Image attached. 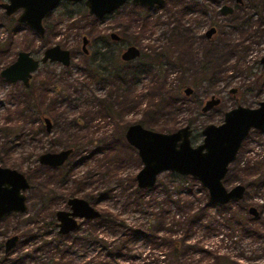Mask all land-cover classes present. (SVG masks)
Instances as JSON below:
<instances>
[{
  "label": "rangeland",
  "instance_id": "1",
  "mask_svg": "<svg viewBox=\"0 0 264 264\" xmlns=\"http://www.w3.org/2000/svg\"><path fill=\"white\" fill-rule=\"evenodd\" d=\"M196 1H199L200 3L202 2V0ZM224 1L225 0H221L220 2ZM74 5L81 6L82 3ZM211 7H219V3L217 6ZM168 8H170V6ZM75 9L76 8L73 10L75 11ZM61 10L62 7L56 9L57 12L53 14V21L50 23L52 31L48 32L46 35L44 44L33 37L28 30H24L25 28L21 25L17 27L14 25L16 28L14 34L12 29L8 31L6 26L10 21L2 18L1 16H3V13L0 11V23L3 24V28L0 29V43H3V49H0V67L9 64L15 59L16 53L21 48V45H25L27 48L32 46V48H34L32 52H34L33 54L35 57H39L46 47H51L56 44L72 52L71 63L69 67H67L68 69H64L65 74L64 72L62 73L65 78H67L65 83L66 88L63 89L68 94H71V99L81 96L80 102L82 103L80 106H76V102H73V106H66L62 109V112L65 113L62 117L68 118L66 120V125L63 127L69 129L65 132H75L79 136L83 135V141L86 142V144L74 151L64 165L65 169L72 166V181L68 186H72L75 182L78 183L76 191L79 198L96 194L98 196L103 195L102 191H106L108 188L114 189V192L117 195L113 198H101L99 205H97L96 208L99 211H107V213L117 215L119 219H122L126 224L135 228L136 226H142L145 228L147 224L146 218L153 217L162 205V202L159 205L157 202H154V199L161 200L162 198L167 197L169 193L172 195V190L178 187H173L171 185V187L166 186L165 189L163 188L164 184H170L167 177L168 171H163L158 176V181L152 187L153 189L150 191L145 190L143 192L144 196L143 201H141L142 204H140V206L132 203L130 204V202H128L129 196H127V194L132 192L134 184H137V182L135 180V182L132 180V182H130V179L128 178L135 177L139 168L142 166V161L139 159L137 150L134 149V147L130 149L127 146L129 143L127 144L125 139L123 142L119 141L116 148L114 145L115 140L112 143V147H107L106 145L111 142L110 139H113L114 134L119 133L121 127H123L124 130L128 124L136 121L139 122V120L144 118L148 121L147 127H151L157 131L169 132L175 131L181 126H184L188 123L190 117H192V127L194 129L193 135L195 136L194 143H197L203 138V135L200 134L201 129L208 123L220 124L224 118V112L232 109V107L237 105H244L250 108L256 107L258 102L263 100L264 92L258 93L253 91L250 93L245 90L253 87V79L261 71L260 68L262 65L260 66L259 61L264 55V34L259 30H255L256 28H246L245 32H236L233 28L227 27L230 24H227L228 21L224 18V20H222L221 16H215L213 13L208 14L205 17L206 22L201 25L200 31L205 33L209 26L217 25L219 23L223 28H226L228 34L229 32H232V35L234 33V37L232 36L230 38L238 45L237 55H219L216 67L218 73L220 70L222 72L220 75H217L218 78L216 77L217 80L215 79V85L207 83L197 90V93L201 96L203 101L208 100L211 95H215L221 99V105L214 107L210 112L206 113H202L201 110L192 108L193 103L191 104V98L183 94V89L185 87L183 82L187 83L192 78V75H190L192 65L190 61H183L188 69V73L183 74L179 68H172L169 69L168 73L170 74L166 78L167 86L165 87V101L172 96L176 105L168 100L164 104L165 107L161 110L162 113L159 112L152 115L149 119L148 116H145V109L147 107L145 105L150 99L147 96H141L146 93L142 90L147 86V81H144V85L141 87L139 86L136 91L130 92L129 95H127L126 98L128 100L132 99V102L126 100L123 102L121 100L125 107V113L119 115L118 119L114 121L104 115L105 112L103 111L102 113L100 109L96 108L92 103V96L99 99H106V96L111 92L110 86L108 87V85H105V87L102 88V84L99 86L96 84V81L93 82V79L88 80L80 71L78 72V67L83 60L80 49L82 36H87L88 38L93 39L97 36L107 37L110 33L118 34L119 23L116 21L118 16H112L93 23V17L88 15H85L86 17L83 15L79 18L77 16L71 20H65L60 15ZM174 10H171L172 12L159 8L151 10V13L160 17L159 20L162 22L161 25L143 27V32L139 31L140 25L135 26V30L139 32L136 36L144 37L139 43L142 50L149 51V49H147L148 43H151V46L154 48L157 47L158 50L165 46V34L172 25H167L165 22H168L169 19L172 21L174 20ZM134 15L135 14H133L132 17ZM123 17L126 18V20L131 18L128 13ZM123 20L125 19H121V21ZM17 29H19L20 32L17 31ZM10 45L12 47L7 49ZM179 54L181 55V53ZM247 68L251 69V71H248ZM235 69H238V71ZM44 70L45 69L41 67V74H44ZM52 70L58 74L61 72L62 68L59 65H55V69L52 67ZM67 71L68 74H66ZM73 77L77 81H74ZM77 84L79 85L75 87V89L74 86ZM232 87H242V89L240 88L238 90L239 92L236 96H232L228 92ZM13 89L18 90V87L0 83V155L3 150H7V145L11 148L12 154L9 156L8 161L16 170L24 173V175L30 180V188L25 191V195L29 196L30 200L27 201L28 209L25 213L20 215L11 214L0 219V240H4L10 235L18 234L22 237L21 240L24 242L19 243L15 248L16 250L14 249L15 251H11L10 255L9 253L7 254V258L3 264H26L28 260L31 259L29 254L30 256H33L34 253V259L32 260L34 263L32 264H45V253H47L50 258V253L52 254L55 248H58L57 255H60L61 257L62 253H65V249L74 251V247H68L71 238L68 240H55L56 236L54 235H56V233L54 230L51 232L53 233L51 236L46 234L47 228L45 229V222L47 219H50L51 211L46 207L49 202L45 204L40 203L41 193L47 191L46 185H41V183H45L47 180L46 183L48 185L49 183L50 185H54L56 177H49L46 173L44 182H41V179L45 176V172L43 171V174H41V172L35 170V167L39 165V155L48 152V149L51 146V137L59 139L58 137L61 133L65 132L60 129H55L52 126V130H50L52 132H50L49 136L40 133L38 137L34 135L33 137L32 133L29 135L32 127L29 121H19L17 118H13L10 121L5 120L4 117L7 114V109H13L11 108L13 104H9L7 100L8 92H13ZM51 96L54 100L55 98H58L59 95L57 94L55 97V95L52 94ZM86 100H89L88 103H86ZM15 108L16 107H14V109ZM189 108L192 109V111H190ZM171 111H173V113H171ZM53 113L54 115H57L59 114V111L55 110ZM57 117L58 116H55V118ZM62 117L58 119L59 124H61ZM73 119L79 120V123L75 122L72 124L71 121ZM117 125L119 127H117ZM62 137H64V135ZM88 139H92V142L89 143ZM3 145H5L6 148ZM60 148V146H56L57 150ZM114 148L115 153L112 151ZM238 155L242 156L241 158L244 160L247 159L251 161V164H255L258 161L257 158H264V133L252 130L250 135L245 139ZM30 170H32V172H30ZM27 174L29 176H27ZM237 182H239L237 179H232L231 181L225 180L224 185L231 188ZM260 190L261 191L254 190L251 192V197L253 198L249 199L250 201L248 204L259 208L261 211L260 213H262V216L264 217V208L260 206L261 203L264 202V192H262V189ZM57 196L60 198L59 193H57ZM57 196H54L56 199L51 201L53 214L55 210L57 211L64 207V202L57 199ZM186 196L187 195H183L182 199ZM173 197L175 199L178 198L174 194ZM132 199L133 194L131 200ZM32 200L34 201V206L32 205ZM174 210L175 208H172V210L168 212V222L170 220L173 221L174 218L172 213ZM216 213L219 214V212L215 210L210 211V215L215 216ZM176 218H178V216H176ZM174 227L178 226L175 225ZM30 231H32L30 236L31 239L28 238L27 235L24 236L26 232L30 233ZM196 236L192 237L190 241L193 242L195 238L203 237V241L207 242L206 245L210 244L211 247L218 249L222 254L229 253L233 256L236 262L240 264H264V243L262 240H253L251 237L248 238L247 236L244 237L239 234L232 237L227 235L226 231H217L216 234H208L203 231V229L199 230V234ZM71 237L74 238V234L71 235ZM132 244H135L134 249H137L134 254L139 256V264H163L166 262V260L157 262L155 260L156 253H149V251H151V246L146 244L145 241L138 239ZM61 245L62 247H60ZM44 250L45 253L42 255ZM1 253L2 252L0 251V255ZM95 254L96 252L94 248L88 247L86 250L80 251L79 255H77V253L75 254L73 264H80L82 260L87 264L96 263L98 259L93 258ZM129 254H131V251H129ZM22 256H25V258H22ZM59 262L62 264L63 261ZM97 263L112 264V262H108L107 258L101 257H99Z\"/></svg>",
  "mask_w": 264,
  "mask_h": 264
},
{
  "label": "trees",
  "instance_id": "2",
  "mask_svg": "<svg viewBox=\"0 0 264 264\" xmlns=\"http://www.w3.org/2000/svg\"><path fill=\"white\" fill-rule=\"evenodd\" d=\"M244 1L245 8L239 13V17L234 16L233 19L235 21L232 22L233 25L230 27L236 32H245L246 28H256L255 30H259L264 34V0ZM62 6L66 9L63 11V14L66 15L68 20L77 17L78 14H82L83 16L87 13L83 4L80 6L74 5L73 3H63ZM196 7L202 12V7L199 4L196 3ZM73 8L78 10L81 9V11L74 12ZM134 9H136L137 13L141 16L144 15V10H147L143 8L142 10L137 7ZM176 13L178 14L179 12L176 10ZM204 14L205 13H201L202 16ZM145 19L148 21V16ZM154 19H160V17ZM176 30L178 35L185 34L181 29ZM123 32L131 33V31H124V29ZM219 36V41L217 43L211 41L205 43L203 46V60L200 63L202 80L210 82L215 76L220 75L222 71L220 70L218 73L216 67L219 55L229 54L233 56L238 54V45L230 38L232 36L234 37V33L233 35L232 32H229L228 34L226 29L223 28ZM167 52V48L162 47L160 50L156 51L154 55H148V59L142 58L141 60L144 62L140 61L138 64L122 63L117 57H110L108 53H105L103 57H100L101 54H99V56L95 58H83L78 67V72L80 71L88 80L93 79V82L96 81L97 85L100 86V84H102V88H104L105 85H108V87L110 86L111 92L106 96V99H99L92 96V103L96 108L100 109L102 113L104 111V115L115 121L118 119V116L121 115L122 108H125L122 101L124 102L126 100L132 102V99L128 100L126 98L127 95H129L130 92L136 91L139 82L144 80L142 76L145 75L143 72L146 70L145 65H150L151 69L156 67L158 69L155 74L156 76L148 73L150 74L148 76L150 79L148 82V89L145 91L146 93L144 95H141L143 97L147 96L150 99L145 105L147 106L145 109V116H148L150 119L152 115L159 112L162 113L161 110L165 107L164 104L168 100L172 101V98L170 97L165 101L166 86L162 89L163 83L161 82V77H166L164 76V73H162V67H164V59L168 57ZM168 58H170V56ZM176 60L178 59L176 58ZM139 64H141L142 67H140ZM235 70L238 71V69ZM66 74H68V71ZM66 80L67 78H65L64 75L62 76L61 81L58 80L56 82L52 79V86L55 91L54 95L55 97L57 94L59 96L53 100L54 102L50 110H47V107L44 104L43 88H39L40 96L37 98H32L29 90L23 91L21 89L20 94L18 95L19 98L21 97V100L18 99L16 109L13 112L9 111V117L7 120L10 121L12 116L13 118L19 119V121H29L32 126L29 134L32 133V136L34 135L36 137H38L40 133L45 136L50 135V133L45 131L41 115H49L53 128L60 129L63 132L69 130L68 128L63 127L66 125V120L68 118L62 117L65 115V113L62 112V109L66 106H73V102H76V106H80L82 102H80L81 96L71 99V94H68L63 89L66 88ZM74 81L77 80L74 78ZM78 85L79 84L75 85L74 88ZM151 86H154V88H151ZM157 86L159 90L154 91ZM88 101L89 100H86V103H88ZM55 110L59 111V114L54 115L53 111ZM33 114H35V119L31 117ZM55 116L58 117L55 118ZM60 117H62L61 124L58 122ZM71 122L72 124L75 122L79 123V120L73 119ZM139 122L145 127L148 126L146 118L139 120ZM188 124L192 125V121H188ZM117 127L119 126L117 125ZM124 130L123 127H121V132L119 131V133L114 134L113 139H110L111 142L106 146L112 147V143L115 140L114 145L116 148L119 141L123 142ZM63 135L64 137H62ZM83 137V135L79 136L75 132L61 133L58 137L60 140L51 137V146L48 151H57L56 146H60L61 148L70 147L76 151L78 148L83 147L86 144V142L83 141ZM88 142L91 143L92 139H88ZM127 146L130 149L133 148L129 144ZM9 148L10 147L7 145V150ZM115 148L112 150L113 153H115ZM3 153L6 154V150H3ZM257 160L258 161L255 164H251V161L247 160L243 166L236 165L235 167H231L232 170H229L226 175L227 180H231L232 178L233 180L237 179L243 182L247 187L246 199L237 204L229 202L226 203V205H222L213 202L209 199L207 188L203 187L196 178H192L189 175H180L174 171H168L167 177L170 184H164L163 188L165 189L166 186L171 187V185L178 188L172 190V195L169 193L167 197L162 198L161 200L154 199V202H157L159 205L162 202V205L153 217L146 218L147 224L145 228L142 226H136L135 228L126 224L113 213L100 211L98 219L89 222L87 229L79 231L81 234L75 235V238L66 236L68 239L71 238L68 247H74V251L65 249V253H62V258L60 255H57L58 248H55L52 254L50 253L49 258V255L45 253L44 250L42 255L45 253V264H61L59 261H63L62 264H73L75 254L77 253V255H79L80 251H84L88 247H93L96 252L93 258H97L98 260L96 261L94 259L96 263L93 264H99L97 263L99 257L107 258L108 262H112V264H139V256L134 254L137 249L135 250V244H132L138 239L145 241L146 244L151 246V251H149V253H156L155 260L157 262L166 260L163 264H240L236 262L233 256L229 253L222 254L218 249L211 247L210 244L206 245L207 242L203 241V237L198 236L199 238H195L193 242L190 241V239L199 234V230L203 229V231L208 234H216L217 231H226L227 235L232 237L239 234L244 237H251L253 240H262L264 243V217L262 216V213H260L258 217H252L246 208L248 204L246 201L247 196H250L253 190L261 191L260 189H262V192H264V159L259 160L257 158ZM64 167V165L56 168H50L44 165H37L35 167V170L41 172V174H43V171L45 172V176H43L41 182H44L46 173L49 177H56L54 185H50L49 183L50 187L46 183L47 180L45 183H41V185L45 184L47 187V191L40 195L41 203L50 200L53 196V190L57 187L58 183H70L72 181V166H69L67 169ZM128 179H130V182H135V177H129ZM152 189V187L150 189L138 187L135 183L132 192L127 194V196H129L128 202L140 206V204H142L141 201H143V192ZM102 193L103 195H100V198H113L117 195L112 188H108L106 191H102ZM75 194H77V191L70 186L67 188V194L65 196H74ZM132 194L133 199L131 200ZM173 194L178 198L175 199ZM183 195L187 196L182 199ZM172 208H175L172 213L174 219L173 221L170 220L168 222V212H170ZM211 210H215L219 212V214L216 213L215 216L210 215ZM176 216H178V218H176ZM175 225L178 227H174ZM57 239L61 240L65 238L57 235L55 240ZM60 247H62V245ZM129 251H131V254H129ZM33 256H30L29 254V257L32 260L34 259ZM22 258H25V256H22ZM85 263L86 262L82 260L80 264Z\"/></svg>",
  "mask_w": 264,
  "mask_h": 264
},
{
  "label": "water",
  "instance_id": "3",
  "mask_svg": "<svg viewBox=\"0 0 264 264\" xmlns=\"http://www.w3.org/2000/svg\"><path fill=\"white\" fill-rule=\"evenodd\" d=\"M3 5L7 15H11L18 9L23 12L18 18L20 23L25 24L38 35H43L41 21L44 16L52 11L62 0H7ZM68 3L84 2L88 13L97 18L114 11L127 0H65ZM135 3L149 7L161 5L164 0H133ZM222 13L232 11L230 7L224 6ZM214 29L210 30L207 35ZM86 39L84 38L83 50ZM136 47H129L122 58L133 59L138 56ZM47 60L58 61L64 67H68L71 58L68 51L61 50L58 46L45 51L42 62ZM261 62H264V55ZM38 66V61L29 57L28 54L20 53L17 61L7 69L3 70L1 76L8 81L21 80L25 86L28 78ZM188 92V91H187ZM219 101L207 102L203 110H207L212 104ZM47 131L51 130V121L44 118ZM125 139L137 150L142 166L135 175L137 186L141 188L153 187L157 178L163 171H174L180 175H189L196 178L203 187L207 188L209 199L219 204L229 201H237L243 195L245 187L242 183L228 188L224 185L225 174L229 164L236 158L242 141L248 135L251 128L264 131V100L259 107L251 109L237 106L226 112L221 124L209 123L205 125L201 133L204 135L201 143L192 145L190 134L191 126L184 125L169 133L145 127L140 122L131 123L126 127ZM72 149H61L59 151H48L39 155L38 163L49 167L63 165ZM29 182L24 173L7 167H0V218L10 210L24 212L26 210L25 191ZM70 211L60 210L57 212L59 232H66L77 226L75 217L90 218L97 216L99 212L82 198L68 199ZM250 212L258 215L257 209L250 206ZM18 240L17 235L11 236L5 243L8 251Z\"/></svg>",
  "mask_w": 264,
  "mask_h": 264
},
{
  "label": "flooded vegetation",
  "instance_id": "4",
  "mask_svg": "<svg viewBox=\"0 0 264 264\" xmlns=\"http://www.w3.org/2000/svg\"><path fill=\"white\" fill-rule=\"evenodd\" d=\"M220 1L221 0H202V2L200 3L199 1H196V0L195 1L194 0H164L163 4H161V5L155 4V5H153V7H149V6H146V5H143V4L141 5L139 3H135L133 0H127L125 3L121 4L120 7H117L114 11L104 15L101 18H97L95 16L90 15L88 13V9L86 8L84 2H80L86 8V11H87L86 15L93 17V20H94L93 23H96L98 20H104L106 18H110L112 16L116 17V15L118 16L116 21L119 23L118 24V27H119L118 30L119 31H117V32H119L118 34L117 33H110L107 37L97 36V37H95L93 39H90L87 36H82V38H81V47H80V49H81V57L82 58H95V57H98L99 54H101L100 57H103V55L105 53H108L110 57H117L119 59V61H121L122 63L124 62V63H129V64H134V63L138 64V63H140V61H142L141 60L142 58H147L148 59L147 56L148 55H154V53L156 51H158V48L155 47L156 48L155 49L154 47L151 46L152 45L151 43H148L147 44V46H148L147 49H149V51L142 50L140 48V44L139 43H140V40H142L144 37L136 36V34H138L139 32H137L135 30L136 29L135 26L140 25L139 31L143 32V30H144L143 27H149V26H152V25L154 27L155 25L156 26L157 25H161L162 24L161 20L154 19V18L157 17V15L154 14V13H151V10L159 8V9H162V10L166 9V10H169L170 12H172L171 10L175 9L179 13L177 14L175 12V10H174V13H173L174 20L172 21L171 19H169L168 22H165V24H167V25H171V24L172 25L167 30V33L165 34L166 35L165 36L166 43H165L164 48H167V50H168L167 54H168V57L170 56V58H168V57L165 58L164 62H163L164 63V67H162V70H163L162 73H164V76H166V77H164V78L161 77V82L163 83L162 89H164V86H167L166 78L170 74V73H168L169 69H172V68H176L177 69V68H179L180 71L183 74H186V73H188V69L186 68L185 63L183 61H185V62L190 61L191 65H192L191 66V70H190V72H191L190 75H192V78L187 83L183 82L184 85H185V87L183 89V94H185L187 97L191 98V104L193 103L192 104V108H194V109L196 108L197 110H201L202 113L210 112L211 109H213L214 107H218V106L221 105V99L219 97H216L215 95H211L208 100L203 101L201 96H199V94L197 93V90L200 87H202L205 84H207V83H209V84L211 83V85H215L216 80H217L218 77L215 76L213 79L210 80V82L206 81V80H202L201 73H200V63L203 60L202 56H203V53H204V50H203L204 44L208 43V42H211V41H214L215 43H217L219 41V37H220L219 35L222 32L223 27L218 23L217 25L209 26L207 31L205 33H202L200 31L201 30V25L204 24V22H206V18L205 17L208 14L213 13L215 16H221L222 20H224V19L227 20L228 21L227 24H230L227 27H230L231 25H233L232 22L235 21L233 19L234 16L239 17V13L245 8V1L244 0H225L224 2H220ZM7 2H8L7 0H0V11H2V13H3V16H1V17L10 21L9 24L6 26V29L8 31L12 29L13 34H14L16 32L15 26L17 27V26L21 25V26H23L25 28L24 30H28L29 33H31L33 37H35L36 39L41 41L42 44L45 43V37L48 34V32L52 31V29L50 27V23L53 21V14L58 11V10L56 11V9L62 7L60 15H61V17H63V19L68 20L66 15L63 14L64 13L63 11H65L66 9L63 8V6H62L63 3H68V2H66L65 0H62V1L59 2V4L52 11L48 12L44 16V18L41 21V25H42V28H43L44 32H43V35H38L34 30H32L31 28H29L25 24L20 23L18 21V18L20 17V15L23 12L22 9L16 10L11 15H7L6 14V11L3 8V5L6 4ZM196 3L199 4L202 7V12H200V10L197 9ZM218 3H219V7H216V8H212L211 7V6H217ZM73 4H79V3H73ZM169 6H170V8H168ZM224 6L230 7L232 9V11H227V13H225V14L222 13L221 9ZM135 7L139 8V9L143 8V9H147V10H144V15L141 16V15H139L137 13L136 9H134ZM77 11H81V9H79V10L75 9L74 12H77ZM127 13L130 14V16H131V18H129L128 20H126V18L123 17ZM201 13H205V14L202 16ZM133 14H135V15L132 17ZM84 16H85V14H84ZM147 16L149 18L148 21L145 19V18H147ZM79 17H82V14H78V18ZM121 19H125V20L121 21ZM1 28H3V24L2 23H0V29ZM123 29H124V31H131V33L130 32H125L124 33ZM176 29H181L182 32H184L185 34L178 35L177 32H176L177 31ZM212 29H214V30L211 31V33L209 35H207L208 32L210 30H212ZM17 31L20 32L19 29H17ZM186 33L188 34V36H187ZM84 38L86 39V44H85L86 51L83 50ZM2 46H3V43H0V49H3ZM55 46H58L63 51H68L69 55H70V58H72V52L70 50L64 49V48H62L61 46H59L57 44L53 45L51 47H46L42 51V54H40L39 57H35V55L33 54L34 52H32V51H33L34 48H32V46L27 48L25 45H21V48L16 53L15 59L13 61H11L9 64L0 67V83L4 84V85L13 86V87H18V90H14L13 89V92H11V93L8 92V96H7L8 103L9 104H13V106L11 108L14 109V107H16V105H17L18 99L21 100V97L20 98L18 97V95L20 94L21 89L23 91L29 90L30 96L32 98H37V97L40 96L39 88H43L44 89V93H43L44 97H43V99H44V104L47 107V110H50L52 108V105H53L54 101H53V98H52L51 95L55 94L54 93L55 92L54 88L52 86V79L54 81H56V82L58 80L61 81V78L63 76L62 73L64 72V69L67 68V67L62 66V64L60 62H58V61H52L51 62L50 60H47L46 62H42V58L44 56L45 51L50 49V48H52V47H55ZM133 46L137 48V50H138V52L140 54L138 56H136V57H133V59H129V60H125L124 58H122L123 53L129 47H133ZM11 47L12 46L10 45L7 49H10ZM14 51H15V49H14ZM20 53L28 54L30 58L38 61V66H37L36 70L34 72L30 73V76L28 78V85L27 86H25L24 83L21 80H17L15 82H11V81H8V80H6L5 78H3L1 76V73H2L3 70L7 69L8 67H10L12 64H14L17 61L18 56H19ZM179 53H181V55ZM183 57H184V59H183ZM176 58L178 60H176ZM261 60L259 61L260 66L262 65L261 68H260L261 71L253 79L254 80L253 81V87H251L249 89H246L245 90L246 92H250V93H252L253 91L254 92H258V93L264 92V90H263L264 89V62L262 63ZM142 62H144V61H142ZM55 65H59L62 68L61 72L58 73V74L54 70H52V67L55 69ZM139 65H140V67H142L141 64H139ZM41 67H43L45 69L44 70V74H41V72H40ZM145 67H146V70L143 71L145 73V75L142 76L144 78V80L140 81L138 85L141 87L142 85H144V81H147V86L145 87V89H142L144 91H147L148 82L150 80L148 78V76L150 74L155 75L156 72L158 71V69L156 67L151 69L150 65H147V64L145 65ZM247 69H248V71H251V69H249V68H247ZM148 73H150V74H148ZM139 86H138V88H139ZM151 88H154V86H151ZM240 88L242 89V87H240ZM240 88L232 87V89H230L228 92L230 93V95L236 96L238 94V92H239L238 90ZM156 90H159L158 86L156 87V89L154 91H156ZM171 98H172V96H171ZM214 100H218L219 102L217 104H212L209 109L203 110V108L207 105L206 104L207 102L211 103ZM263 100H264V98H263ZM262 101H260V102H262ZM172 102L175 103V100L172 99ZM260 102H258V105L256 107H254V108L259 107ZM175 105H176V103H175ZM237 106H239V105H237ZM237 106H235V107H237ZM240 106H242V105H240ZM235 107H232V108H235ZM244 107H246V106H244ZM248 108H250V107H248ZM254 108H251V109H254ZM13 109L12 110H10L9 108L7 109V114L4 117L5 120H7L8 117H9V115H8L9 111L13 112L16 108L14 110ZM230 110H232V109H230ZM230 110H228V111H230ZM190 111H192V109H190ZM228 111H226V112H228ZM226 112H224V113L226 114ZM123 113H125V108H122L121 115ZM171 113H173V111H171ZM31 117L35 119V114L31 115ZM46 117L49 120L51 119L49 117V115H41L45 131L47 133H50L51 131H49V132L47 131L46 124H45V121H44V118H46ZM224 117H225V115H224ZM10 119L12 120L13 117L11 116ZM192 119L193 118L190 117V120L192 121V124H193V120ZM223 120H224V118H223ZM136 122H138V121H136ZM136 122H134V123H136ZM187 125H189V124L187 123ZM52 126L53 125H52V121H51V130H52ZM190 126H191V134H190L191 135L190 136L191 143H192V145H197V144L202 142L203 138H202V140L200 142L194 143V141H195L194 140L195 136L193 135L194 134V129H193L192 125H190ZM126 129L127 128H125V130H124V139H125V131H126ZM252 130L253 131L257 130V131H259L261 133H264V131H262L260 129L251 128L249 130V132H248V135L245 137V139L250 135V132ZM162 132H164V131H162ZM169 132H171V131H169ZM169 132H167V133H169ZM200 134H202L201 131H200ZM29 135H31V134H29ZM203 137H204V135H203ZM31 139H32V136H31ZM245 139L242 141V146H243V143H244ZM125 141H126V139H125ZM126 143L128 144L127 141H126ZM242 146L240 147L239 151L241 150ZM12 148H13V146H12ZM68 148H70V147H68ZM68 148H61V149H68ZM71 149H72V153H73L74 149L73 148H71ZM1 151H2V149H1ZM9 151H11V152H9ZM57 151H59V150H57ZM239 151H238V153H239ZM6 152H7V154L4 155V153L2 151V153L0 155V167H7V168L15 169L14 166H12L9 163V161H8L9 156L12 154L11 148H10V150L9 149L6 150ZM238 153L236 154L237 156H236L235 160L229 164V168H228V171L225 174V178H224L223 182H225V180H227L226 179L227 178L226 175L229 172V170H232L231 167H235L236 165L237 166H243V164L245 165L247 159H245V160L242 159L241 158L242 156H239ZM68 158L66 159V161L68 160ZM258 159L259 160H263L264 158L260 157ZM66 161L63 163V165H65ZM39 165H41V164H39ZM63 165H61V166H63ZM44 166H46V165H44ZM61 166H59V167H61ZM50 168H56V167H50ZM30 172H32V170H30ZM27 176H29V175L27 174ZM27 179H28V177H27ZM28 182H29V187H28V189H29L30 188V180L29 179H28ZM237 183H242L244 185V187H245V191H244V195L239 200H237V201H229V202H234V204H237L238 202L246 199L245 196H246L247 187L241 181H239ZM69 184H70L69 182H65V183H62V184L58 183L57 187L53 190L54 191L53 192V196L48 201L49 204L46 205V207L48 209H50V211H51L50 219H47V221L45 222V229L47 228L46 229V234L51 236V234H53L51 232L54 230L55 233H56V236L60 235V236H62L63 238H65L67 240H68V238L66 236H70L71 237V235L74 234V238H75V234L76 235L77 234H81V232H79L80 230L83 231V230L88 228L89 222H93V221L98 219V217L100 216V211L96 208V206L99 205V202L101 200V198H100L101 196L100 195L98 196L97 194L93 195V196L90 195V196H86V197L82 198V199L86 200L92 207H94L99 212V214L97 216L90 217V218L75 217L74 219L77 222V226L74 227L73 229H70V230L66 231V232L60 233L58 231L59 227L57 226V224L59 222L58 219H57V215H56L57 212L60 211V210L69 212L71 209H70V207L68 205V199L74 198V197L79 198L77 196L78 194H75L74 196H69V195L67 197L65 196L67 194V188L69 187L68 186ZM72 187L76 190V188L78 187V183L75 182L72 185ZM256 191H258V190H256ZM57 193L60 194V198L57 196ZM54 196H57V199H60V200H62L64 202V207L59 209V210H57V211L55 210V212L53 214L52 207H51V205H52L51 201L56 199V198H54ZM251 196H252L251 194H250V196H247V200H246L247 203L250 201L249 199L253 198ZM28 200H30V198H29V196H26V202H25L26 203V210L24 212H19V211H16V210H10L9 212H6L5 214H3V216L0 219L4 218L5 216L11 215V214L20 215L22 213H25L27 211V209H28V205H27V201ZM229 202H227V203H229ZM45 203H47V202H45ZM32 205L34 206V201L33 200H32ZM222 205H226V204H222ZM250 206H253V205L247 204V207H246L248 212H249V214L252 217H258L260 212H261L260 209L256 208L254 206L257 209V212H258V215L254 216L250 212V208H249ZM260 206H262L264 208V202L261 203ZM31 233H32V231H30V233L25 234L24 236L27 235L28 238H30ZM14 235L18 236V240L15 242V244L11 248L8 249V251L5 250V247H6L5 243H6L7 239H9L13 235H10V236L6 237L4 240H0V251L2 252L1 255H0V264L4 263V261L7 258V254L9 253V255H10L11 251H13L19 245V243H21V242L24 243L21 240L22 237H20V235H18V234H14ZM71 238H73V237H71ZM55 239H56V237H55ZM30 263L31 264L33 263L32 259H29L26 264H30Z\"/></svg>",
  "mask_w": 264,
  "mask_h": 264
},
{
  "label": "bare ground",
  "instance_id": "5",
  "mask_svg": "<svg viewBox=\"0 0 264 264\" xmlns=\"http://www.w3.org/2000/svg\"><path fill=\"white\" fill-rule=\"evenodd\" d=\"M245 142V141H244Z\"/></svg>",
  "mask_w": 264,
  "mask_h": 264
}]
</instances>
